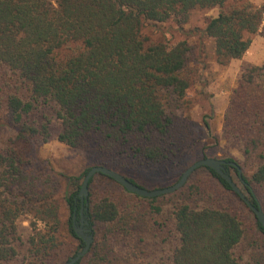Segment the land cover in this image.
<instances>
[{
    "label": "trees",
    "instance_id": "obj_1",
    "mask_svg": "<svg viewBox=\"0 0 264 264\" xmlns=\"http://www.w3.org/2000/svg\"><path fill=\"white\" fill-rule=\"evenodd\" d=\"M196 8L219 10L205 27L184 30L181 23ZM263 14L264 2L252 0H0V109L7 111L15 131L0 146V264L17 258L22 244L18 221L37 205L45 227L35 224L28 240L36 264H48L58 247V206L42 177L29 170L34 148L52 138L54 118L62 125L57 140L93 147L98 165L129 171L127 163L133 160L162 163L168 151L161 138L172 133L176 111L201 78L196 49L211 39L217 63L228 66L248 51ZM172 20L181 24L179 38L144 34L150 23ZM194 35L199 39L195 43ZM204 124L209 127L206 119ZM224 131L241 143L245 157L244 164L227 158L241 172L231 163L227 171L250 201L264 209V64L242 67ZM90 168L71 178L74 189L65 197L68 229L79 241L74 255L85 246L73 217L80 218L79 193ZM202 171L208 180L197 178ZM89 186L84 213L98 236L76 264H145L138 263V243L131 244L128 237L152 230L153 214L162 211L156 202L166 196L174 203L172 264H242L245 252L251 264H264V227L226 179L208 166L196 169L177 191L156 197L130 192L101 172ZM140 201L147 202L150 213ZM120 238L129 241L125 254L118 253Z\"/></svg>",
    "mask_w": 264,
    "mask_h": 264
},
{
    "label": "rangeland",
    "instance_id": "obj_2",
    "mask_svg": "<svg viewBox=\"0 0 264 264\" xmlns=\"http://www.w3.org/2000/svg\"><path fill=\"white\" fill-rule=\"evenodd\" d=\"M252 1L257 5H262L264 2V0ZM218 10V8L193 9L188 20L181 24L187 31L195 27H205L208 20L217 15ZM181 24L176 20L166 23H150L145 27L144 34L153 39L162 35L176 39L180 37L179 25ZM198 40L197 36H191L193 43ZM251 44L253 47L247 57L258 60L259 65L264 64V14L260 31L253 37ZM196 55H198L197 67L201 69V78L190 89L188 101H185L182 108L176 111L178 118L172 133L165 139L161 138L162 141L156 138V141L162 142L167 149V159L158 164L140 163L133 160L127 163L129 171L118 168L120 170L118 172L132 176L148 189L174 184L191 164L205 155L220 159L235 157L241 163L245 162L240 149L241 143L236 139L227 138L224 126L226 109L234 96L242 67L250 64V60L244 59L243 56L234 59V62L232 61L234 64L231 62L228 66L219 65L215 57L214 42L207 38L203 40V45L196 49ZM204 119L209 122V127L204 124ZM61 130V122L54 118L51 140L34 148L29 165V170L34 175L42 177V181L46 183L44 187L46 186V190L52 194L53 201L58 206L60 221L57 234L58 247L53 250L48 264H66L67 258L72 257L77 250L79 241L68 229L71 214L65 197L74 189L71 178L81 177L86 169L98 165L100 157L93 147H72L57 140V135ZM14 134V129L8 123L7 111L0 109V146L6 145ZM244 167L251 171L249 166ZM232 174L236 177L234 171ZM207 175L205 171H202L197 174V178L202 177L203 180H208ZM90 191L89 186V194ZM260 197L264 206V193L260 194ZM168 199L166 196L156 202L157 205H161L162 211L159 214H153L154 226L151 231L144 235L135 234L128 237V239H133L131 244L138 243L134 252L135 257L140 258L138 263L143 261L145 264H172L171 254L177 245V239L171 232L174 203ZM135 203L138 202L134 201ZM139 204H142L141 208L144 212H151V207L145 206L147 202L140 201ZM40 209L42 207L37 205L32 212L19 219L22 244L19 247L17 258L11 264H36L37 260L30 251L28 240L35 224L38 229L45 227L44 220L36 215ZM93 231L95 241L98 236L96 227H93ZM128 244L127 239H118V253L125 254ZM245 253L242 264H251L248 252Z\"/></svg>",
    "mask_w": 264,
    "mask_h": 264
},
{
    "label": "water",
    "instance_id": "obj_3",
    "mask_svg": "<svg viewBox=\"0 0 264 264\" xmlns=\"http://www.w3.org/2000/svg\"><path fill=\"white\" fill-rule=\"evenodd\" d=\"M228 163H231L232 165L238 166L236 162H228L226 159H220L215 157H205L202 159L197 160L193 164H191L181 175V177L172 185L160 187L156 189H148L146 187L140 186L139 184L131 181L128 177H126L124 174L111 169L107 166L103 165H95L92 166L87 174L84 177V180L82 182L81 190H80V197L82 199V207L80 210L81 220L80 224L75 225V231L79 237H81L84 242L85 246L81 251L73 255L66 264H76L78 261H80L87 253H89L92 244L94 242V232L93 228L91 226V223L88 219V217L84 216V208L88 209V198H89V184L92 177L97 173H104L111 177H113L115 180H117L119 183H121L126 189L130 192L137 193L144 197H156L164 194H169L177 191L178 189L182 188L189 180L190 176L193 174V172L201 167V166H208L212 169H214L217 173H219L226 181L231 185L233 190L237 192L240 197L245 201V203L249 206V208L256 214L258 217V220L264 227V209L261 205L256 206L253 204L250 199L246 196V194L242 191L239 184L234 180L231 173L227 171L226 165ZM239 171L241 172L240 167L238 166ZM74 220L77 219L76 214L73 217Z\"/></svg>",
    "mask_w": 264,
    "mask_h": 264
},
{
    "label": "crops",
    "instance_id": "obj_4",
    "mask_svg": "<svg viewBox=\"0 0 264 264\" xmlns=\"http://www.w3.org/2000/svg\"><path fill=\"white\" fill-rule=\"evenodd\" d=\"M252 47H253V44H251L249 50H248L247 53L244 55V59H246V60H250L249 63H252V62H253L252 64H260L258 60H256V59H250V57H247V54L250 52V50L252 49ZM233 62H234V61H233ZM233 62H232L231 64H234Z\"/></svg>",
    "mask_w": 264,
    "mask_h": 264
},
{
    "label": "flooded vegetation",
    "instance_id": "obj_5",
    "mask_svg": "<svg viewBox=\"0 0 264 264\" xmlns=\"http://www.w3.org/2000/svg\"><path fill=\"white\" fill-rule=\"evenodd\" d=\"M84 210H86V209L84 208ZM75 214H76V213H75ZM75 214H74V215H75ZM76 216H77V214H76ZM81 216H82V215H80L79 220H78V219L74 220V226L77 225V224H80V223H81V222H80V220H81ZM84 216L87 217V215H86L85 213H84ZM77 218H78V217H77Z\"/></svg>",
    "mask_w": 264,
    "mask_h": 264
}]
</instances>
